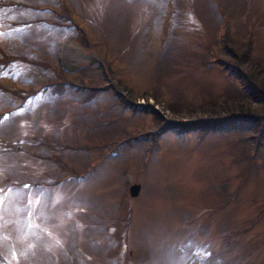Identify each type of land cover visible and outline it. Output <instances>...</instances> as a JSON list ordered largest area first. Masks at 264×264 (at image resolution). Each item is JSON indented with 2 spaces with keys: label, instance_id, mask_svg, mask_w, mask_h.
Returning a JSON list of instances; mask_svg holds the SVG:
<instances>
[{
  "label": "rangeland",
  "instance_id": "obj_1",
  "mask_svg": "<svg viewBox=\"0 0 264 264\" xmlns=\"http://www.w3.org/2000/svg\"><path fill=\"white\" fill-rule=\"evenodd\" d=\"M10 1L0 264H264V0Z\"/></svg>",
  "mask_w": 264,
  "mask_h": 264
},
{
  "label": "trees",
  "instance_id": "obj_2",
  "mask_svg": "<svg viewBox=\"0 0 264 264\" xmlns=\"http://www.w3.org/2000/svg\"><path fill=\"white\" fill-rule=\"evenodd\" d=\"M8 3L14 4V2H12L10 0H0V4H8ZM64 8L65 7L63 6L61 12H63L62 14H65L64 17H68L66 15V13H65V12H67V10L64 9ZM59 17L62 18L63 16H59ZM79 36H80V39H81L82 37H81L80 34H79ZM77 38H79V37L77 36ZM223 43H224L223 44V49H225V50H227L229 52L230 51L229 50V47L227 48V44L225 42H223ZM0 55L2 56L1 59H3V60H0V61H4V62L5 61L6 62L7 61L10 62L13 59L14 60H16V59L26 60V59H24L22 57H19V56L18 57H14V55L13 56L12 55L10 56V55H6V54H3V53H0ZM55 72L58 75V77L61 78V81L60 82H53L51 84L56 88L57 91H61L62 88H63V86L67 84V81L65 80V78L62 76L61 73H59L58 71H55ZM104 76H105V73H104ZM87 88H88V90L91 91V94L90 95H92V91H94L96 89V88H94V86H89ZM114 90H115L114 93L116 94V96L117 95L120 96L119 90L117 88H115ZM246 111H247V108L246 107L239 106V112L238 113L232 112V113H230L225 118H221V117L217 118V117H214V118H205L203 120H196L195 123L197 122V128H198L199 131L206 130L208 128H211V127L217 126V125H224L227 128L228 127H231L232 125L240 126L239 123H242L243 120H247V118H250V116L248 114H246ZM255 119L256 118H250V120H252V121H255ZM261 120L264 121V116L261 117ZM181 126H187V125L185 123H183V124H180L179 125V127H181ZM55 159H57V158L54 157V159H51V160L54 161ZM71 172H73V171L71 170Z\"/></svg>",
  "mask_w": 264,
  "mask_h": 264
},
{
  "label": "water",
  "instance_id": "obj_3",
  "mask_svg": "<svg viewBox=\"0 0 264 264\" xmlns=\"http://www.w3.org/2000/svg\"><path fill=\"white\" fill-rule=\"evenodd\" d=\"M140 190V185L138 183H132L128 187L129 195L135 197Z\"/></svg>",
  "mask_w": 264,
  "mask_h": 264
},
{
  "label": "snow or ice",
  "instance_id": "obj_4",
  "mask_svg": "<svg viewBox=\"0 0 264 264\" xmlns=\"http://www.w3.org/2000/svg\"><path fill=\"white\" fill-rule=\"evenodd\" d=\"M20 111L23 112V111H25V109L21 108ZM13 115H16V113H13ZM4 119H7V116H5ZM21 142H22V141H21ZM24 187H25V188H29L30 186H29V185H25ZM2 203H3V200L0 199V204H2ZM32 203H33L32 200H29V201H28V204H29V205H32ZM31 214H32V213L30 212L29 215H31ZM29 226L31 227V225H29ZM58 243H59V241H57V244H58ZM13 256H15V252H13Z\"/></svg>",
  "mask_w": 264,
  "mask_h": 264
},
{
  "label": "bare ground",
  "instance_id": "obj_5",
  "mask_svg": "<svg viewBox=\"0 0 264 264\" xmlns=\"http://www.w3.org/2000/svg\"><path fill=\"white\" fill-rule=\"evenodd\" d=\"M114 27V26H113ZM144 47V46H143ZM140 50V49H139ZM143 52V51H142ZM147 55V54H146ZM141 58V57H140ZM140 61V60H139ZM144 63V62H143ZM139 65V64H138Z\"/></svg>",
  "mask_w": 264,
  "mask_h": 264
}]
</instances>
